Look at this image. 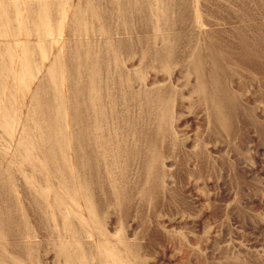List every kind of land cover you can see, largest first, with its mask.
<instances>
[{
    "label": "rangeland",
    "instance_id": "rangeland-1",
    "mask_svg": "<svg viewBox=\"0 0 264 264\" xmlns=\"http://www.w3.org/2000/svg\"><path fill=\"white\" fill-rule=\"evenodd\" d=\"M165 1L172 8L160 7L155 30L149 0H133L126 18L144 29L140 40L126 36L114 57L98 54V76L108 81L100 117L116 153L94 171L71 165L72 183L59 187L35 180L57 173L47 165L29 169L37 154L46 164L41 132L50 116L30 95L51 45L13 109L0 102V264H264V0ZM119 69L127 86L117 84ZM40 191L48 200H34ZM57 191L74 201L57 207Z\"/></svg>",
    "mask_w": 264,
    "mask_h": 264
},
{
    "label": "bare ground",
    "instance_id": "bare-ground-1",
    "mask_svg": "<svg viewBox=\"0 0 264 264\" xmlns=\"http://www.w3.org/2000/svg\"><path fill=\"white\" fill-rule=\"evenodd\" d=\"M100 3V0H0V97H4V102L0 101L1 105L5 106L6 104L8 110L13 109L12 102L15 97L21 95L19 92L20 87L24 85L25 74H30L35 68L37 56H42L43 49L48 45H51L54 50L50 61L43 63L39 70L41 75L38 80L32 83L35 91L33 94L31 93L32 96L30 95L31 104L34 103L39 105V108L48 110V117H50L45 119L42 132L35 126V129L42 133V151L46 164L42 165L37 154L32 158L31 163L27 162L30 164L29 169L36 172V170H47V167H50L52 173L57 172L50 174L48 178H35L40 186H47L50 180L57 181L59 187L68 186L72 183L73 176L70 177L72 166L74 168L85 166L90 171H94L102 164L100 160L116 153V148H112L109 144L106 118L100 117V114H103L104 102L101 98L103 93L101 97L98 93L107 92L105 85L108 81L99 78L98 64H100V57L113 55L112 50L115 51V55L118 54L117 47L120 43H126L123 37L130 36L136 41L140 40L138 37L141 36L144 29L138 30L126 18L132 13L129 11L133 10L134 12L135 3L133 0H112V7L108 6L106 9L102 8ZM147 4H149L148 10L155 16L151 22L153 29L161 28L160 7L163 6L165 10L172 6L165 0H149ZM154 6L159 7V10ZM119 18H124L126 23L115 27L111 26L112 20H119ZM63 28H66L65 31ZM161 39L162 42H165L163 36ZM150 40L155 43L156 38ZM136 43L140 44V42ZM99 53H101L100 57ZM120 77L122 79L117 82L118 86H127L128 75L123 69L120 70ZM141 95L140 92H135L133 97L140 99ZM21 103L23 104V102ZM85 109L90 113L93 111V116L89 114L88 118H85L83 115ZM55 110L56 112L60 111L57 118H55L56 115L53 116ZM29 118L31 119V116ZM29 122L31 123V121ZM26 125L27 123L24 122L23 128ZM68 149L73 154V163L70 165L66 162L65 152ZM82 152H85V155ZM153 156L151 153L148 161L149 167L152 166ZM46 165L47 167H45ZM93 173L91 172V175ZM59 174L63 177H60ZM84 180L86 179L84 178L82 182ZM53 183L55 184L54 181ZM82 191L81 198L90 203L93 196L88 191V187L83 186ZM57 192L56 195L54 194V201H59L57 207L62 205L64 200L74 201L72 197L66 199L60 195L61 192L60 194L59 191ZM31 195L37 201L48 200L46 193L41 191L39 194L33 192ZM78 197L76 196V198ZM51 206H53V201ZM67 246L70 260L73 261L72 246Z\"/></svg>",
    "mask_w": 264,
    "mask_h": 264
}]
</instances>
